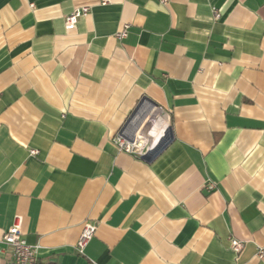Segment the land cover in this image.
<instances>
[{
    "label": "crops",
    "instance_id": "obj_1",
    "mask_svg": "<svg viewBox=\"0 0 264 264\" xmlns=\"http://www.w3.org/2000/svg\"><path fill=\"white\" fill-rule=\"evenodd\" d=\"M142 100L171 140L136 158ZM17 216L35 264H264V0H0V264Z\"/></svg>",
    "mask_w": 264,
    "mask_h": 264
},
{
    "label": "built area",
    "instance_id": "obj_2",
    "mask_svg": "<svg viewBox=\"0 0 264 264\" xmlns=\"http://www.w3.org/2000/svg\"><path fill=\"white\" fill-rule=\"evenodd\" d=\"M162 4H167L169 0H160ZM214 16L216 19L220 18V14L214 8ZM90 13V8L82 7L76 8L71 13L65 17V28L67 30H74L80 18L88 16ZM130 25L125 24L122 29L116 34L118 40L122 41L128 36ZM158 109H161L158 107ZM132 113L123 126L116 132L112 138V142L118 151L130 154L136 158H144L146 156L154 155L155 152L149 150L151 142L146 145L137 142V128L139 126V120L141 116L134 117ZM134 117V118H133ZM133 118V120H131ZM137 121V122H136ZM134 122V124H133ZM134 127L133 132L132 126ZM144 129V127H143ZM32 155H36L37 151H31ZM97 231V226L91 222H85L83 225V230L80 237L75 245V249L80 255H84L86 246L94 238ZM2 243L9 246L14 255V261L16 264H35L38 260V248L36 246L30 245L24 235L22 229V218L17 216L13 225L5 232ZM231 247L234 251L239 252L243 248V243L238 240L231 241ZM257 257L259 259L264 258V249H259L257 252Z\"/></svg>",
    "mask_w": 264,
    "mask_h": 264
},
{
    "label": "bare ground",
    "instance_id": "obj_3",
    "mask_svg": "<svg viewBox=\"0 0 264 264\" xmlns=\"http://www.w3.org/2000/svg\"><path fill=\"white\" fill-rule=\"evenodd\" d=\"M158 115L157 111L154 112L152 110L151 113L142 116L137 128V142L142 143L143 145L151 142L148 149L152 150V152H155L160 148L164 139L167 137V128H169L166 121L163 119L158 120Z\"/></svg>",
    "mask_w": 264,
    "mask_h": 264
},
{
    "label": "rangeland",
    "instance_id": "obj_4",
    "mask_svg": "<svg viewBox=\"0 0 264 264\" xmlns=\"http://www.w3.org/2000/svg\"><path fill=\"white\" fill-rule=\"evenodd\" d=\"M139 106V108H138V111H136L135 113H134V115L136 116V117H138V116H146L147 114H149V113H151V111H152V104L149 102V101H147V100H142L141 102H140V104L138 105ZM134 116V117H135ZM133 117V118H134ZM133 118H131V120H133ZM141 119V118H140ZM137 122V121H136ZM133 124H134V122H133ZM137 126V123H136V125L135 126H132L133 128H132V130L131 131H135L136 130V128H135V130H134V127H136ZM170 140H171V132L169 131V130H167V137L164 139V141H163V143H162V145L160 146V148L155 152V154H157L158 152H160L161 150H163V148L165 147V146H167V144L170 142Z\"/></svg>",
    "mask_w": 264,
    "mask_h": 264
},
{
    "label": "flooded vegetation",
    "instance_id": "obj_5",
    "mask_svg": "<svg viewBox=\"0 0 264 264\" xmlns=\"http://www.w3.org/2000/svg\"><path fill=\"white\" fill-rule=\"evenodd\" d=\"M138 108H139V106H137V108L134 110V112H133V113H135L136 111H138Z\"/></svg>",
    "mask_w": 264,
    "mask_h": 264
}]
</instances>
